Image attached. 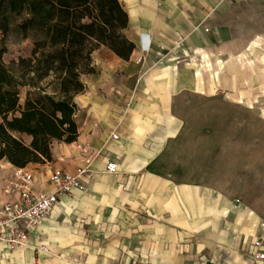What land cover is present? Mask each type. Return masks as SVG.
Wrapping results in <instances>:
<instances>
[{
  "label": "crops",
  "instance_id": "crops-1",
  "mask_svg": "<svg viewBox=\"0 0 264 264\" xmlns=\"http://www.w3.org/2000/svg\"><path fill=\"white\" fill-rule=\"evenodd\" d=\"M119 2L134 49L126 61L105 47L92 54L94 73L74 98L78 137L53 143L46 171L33 174L34 188L49 191L53 169L74 172L88 159L85 189L60 196L31 231L47 253L0 246V264H264L251 246L264 217L231 201L226 180L214 177L215 160L230 153L198 130L184 134L176 113L204 95L238 96L247 107L264 99V0ZM82 143L91 146L84 156ZM107 162L117 175L105 171ZM10 167L0 180L17 169Z\"/></svg>",
  "mask_w": 264,
  "mask_h": 264
},
{
  "label": "trees",
  "instance_id": "trees-1",
  "mask_svg": "<svg viewBox=\"0 0 264 264\" xmlns=\"http://www.w3.org/2000/svg\"><path fill=\"white\" fill-rule=\"evenodd\" d=\"M127 24L119 0H0V33L32 43L28 58H0V161L43 165L53 143L76 141L74 98L94 73L92 54L105 47L128 60Z\"/></svg>",
  "mask_w": 264,
  "mask_h": 264
},
{
  "label": "rangeland",
  "instance_id": "rangeland-1",
  "mask_svg": "<svg viewBox=\"0 0 264 264\" xmlns=\"http://www.w3.org/2000/svg\"><path fill=\"white\" fill-rule=\"evenodd\" d=\"M31 50L32 43L29 40H22L12 34L3 36L0 33V58L3 63L8 65L19 58H28ZM233 97L237 99L238 96ZM233 97L222 93L215 97L200 96L198 102H189L176 108V113L186 120L184 134L191 135L198 130L201 136L216 142L219 153H230L231 158H226L225 155V159L215 160L214 177L226 180L229 189L224 193L231 201H239L243 208L255 210L264 217V121L262 126L255 123V120H264V99L247 107L236 103ZM258 137H262V142H259L256 154L251 158L249 152L254 151ZM244 151L248 152L246 169L241 162L243 159L240 160ZM191 161L194 160L184 158L183 164L188 165ZM26 168L32 174L46 171L40 164H29ZM0 170L13 171L5 161H0ZM10 176L12 174L2 178L0 182Z\"/></svg>",
  "mask_w": 264,
  "mask_h": 264
},
{
  "label": "built area",
  "instance_id": "built-area-1",
  "mask_svg": "<svg viewBox=\"0 0 264 264\" xmlns=\"http://www.w3.org/2000/svg\"><path fill=\"white\" fill-rule=\"evenodd\" d=\"M149 48V43L146 49ZM117 134L111 132L110 140H116ZM84 156L91 151L89 143L77 145ZM85 166L77 167L74 172L63 169H53L47 179L49 191L36 190L33 186L34 176L30 171L16 169L12 176L0 182V194L7 199L0 201V246L15 251L32 249L34 252H48V248L41 238L34 244L30 238L31 231L38 228L48 215L56 208L59 197L68 195L72 191H84L85 184L81 177L86 173L89 160ZM105 171L117 175V165L107 162ZM261 233L255 237L251 246L255 250L252 258L257 262H264V222L260 224ZM41 237V236H40Z\"/></svg>",
  "mask_w": 264,
  "mask_h": 264
}]
</instances>
